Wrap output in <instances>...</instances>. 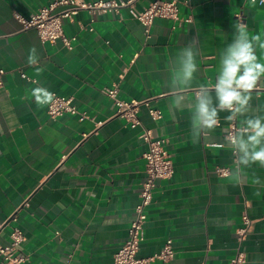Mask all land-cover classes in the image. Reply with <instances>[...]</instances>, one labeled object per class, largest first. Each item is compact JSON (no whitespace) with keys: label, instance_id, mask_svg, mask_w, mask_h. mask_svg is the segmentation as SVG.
Returning <instances> with one entry per match:
<instances>
[{"label":"crops","instance_id":"crops-1","mask_svg":"<svg viewBox=\"0 0 264 264\" xmlns=\"http://www.w3.org/2000/svg\"><path fill=\"white\" fill-rule=\"evenodd\" d=\"M52 0H0V246L10 245L14 227L25 241L19 253L26 264H114L128 237L145 179L141 135L151 129L165 140L174 176L158 180L146 209L144 241L138 254L159 253L168 239L174 258L166 264H229L239 247L238 230L252 222L242 244L245 264H264V167L246 169L239 183L220 177L216 168L234 167L224 137L243 117L226 122L206 140L193 143L190 107L170 109V75L175 53L195 40L199 71L193 90L215 82L221 51L232 41L233 25L264 40V4L250 0H181L180 22L156 19L151 37L128 9L120 13L79 12L64 21L62 41L43 43L34 29L23 30L15 15L31 18ZM96 2L100 0H85ZM107 1V0H106ZM151 0H138L143 10ZM243 19H239V15ZM192 17V22H186ZM35 47L38 63L27 62ZM264 62V49L257 48ZM26 76V78L23 77ZM118 86L119 99L147 102L139 107L135 128L115 116L103 90ZM45 88L72 98L86 118H51L33 90ZM214 95V93H213ZM248 115H264V79L252 92ZM150 109L161 112L154 120ZM3 257L0 254V261ZM152 264H159L155 262Z\"/></svg>","mask_w":264,"mask_h":264},{"label":"built area","instance_id":"built-area-1","mask_svg":"<svg viewBox=\"0 0 264 264\" xmlns=\"http://www.w3.org/2000/svg\"><path fill=\"white\" fill-rule=\"evenodd\" d=\"M137 1L100 0L87 2L85 0H52L46 6L40 8L31 18H25L20 14H16L15 18L21 24L23 30H36L43 43H55L60 40L68 49H72V42L75 39H70L65 36L64 21H72L81 11L94 14L108 12L118 14L122 9H128L133 18L143 26L147 39L151 37V29L156 19L171 20L174 22L181 21L179 15V8L182 4L181 0H151L148 6L141 11L136 9ZM256 2L260 3V0H256ZM238 18L241 20L243 16L240 14ZM185 21L192 22V17ZM4 75L5 71L0 69V89L4 87ZM23 77L26 78L25 75ZM103 92L112 100L116 108V117L124 119L133 128L141 125L138 118L139 107L142 105L147 106V102H126L119 99L118 86L106 88ZM53 94V100L45 104L51 118H59L66 114L79 115L81 120L86 118V114L80 113L77 107L73 105L72 98ZM149 113L154 120L161 118V112L158 110L150 109ZM235 128L237 127L233 124L230 131H233ZM141 138L147 145V151L144 153V159L146 161L145 179L140 192V202L135 208V216L128 230L127 240L115 253L114 264H152L155 262L166 264L175 256L173 241L168 239L159 253L147 258L138 257L141 244L144 241V225L147 220L146 209L153 202L156 182L158 180L171 179L175 173L171 156L166 149V141L156 140L151 129H144ZM216 172L220 177H227L230 174L228 168H216ZM16 221V214H14L5 223ZM5 223L0 222V229ZM251 223L245 215L243 217V226L238 230V241L240 245L229 264L246 263V253L242 250V244L247 236ZM25 239L23 231L18 227H14L10 234V245L7 247L0 246V254L3 257L0 264H26L28 258L21 255L18 251Z\"/></svg>","mask_w":264,"mask_h":264},{"label":"clouds","instance_id":"clouds-1","mask_svg":"<svg viewBox=\"0 0 264 264\" xmlns=\"http://www.w3.org/2000/svg\"><path fill=\"white\" fill-rule=\"evenodd\" d=\"M260 3L264 4V0ZM233 28L232 41L220 53L215 82L211 87L200 84L193 99L190 100L187 93L193 90L199 71V50L195 40L181 47L166 68L170 75L169 107L173 111L190 107L193 143L208 139L220 126L221 112L229 113L224 118L226 122L243 117L241 126L224 137V145L232 150L235 157L230 178L239 183L246 179V169L256 164L264 167V115H248L252 92L264 79V62L257 56V48L264 49V40L259 34L249 36L243 23L233 25ZM27 62L30 65L38 63L35 47L29 49ZM33 94L41 104H47L54 98V94L45 88L34 89ZM252 183L264 187L259 177H253Z\"/></svg>","mask_w":264,"mask_h":264}]
</instances>
